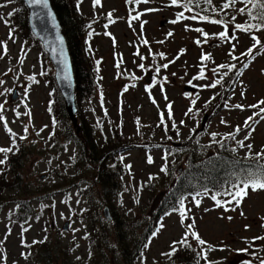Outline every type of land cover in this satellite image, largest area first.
Segmentation results:
<instances>
[{
  "label": "rangeland",
  "instance_id": "374dc122",
  "mask_svg": "<svg viewBox=\"0 0 264 264\" xmlns=\"http://www.w3.org/2000/svg\"><path fill=\"white\" fill-rule=\"evenodd\" d=\"M18 1L0 0V5H6L0 7V15L8 21L6 25L4 20H0V42H6L8 49L5 54L0 45V56L3 57L0 59V80L4 81L0 85V92L12 90L0 96V103L6 101L3 115L9 127L17 134L16 143L22 142L23 153L13 170L10 169L11 165L6 168L0 165L3 169L0 176L4 175L9 182L21 178L25 193L14 189L16 185L12 188L7 186L5 192L0 193L3 198L0 200V257H4L0 259V264H43L40 262L42 257H50L55 253L61 256L57 264H122L118 248L125 244L128 247L130 243L139 248L140 245H148L147 248H140L139 257L135 256L131 264H141V253L143 264H164L168 258L161 254L169 252L172 242L180 240L185 232L179 212H170V215L160 218L155 226H164L155 237L151 236L146 243L144 240L141 242L140 238L147 226H153L162 212L159 210L161 202L177 176L183 173L185 159L182 151L179 152L182 147L176 148L174 145H183V142L192 140L202 147L211 148L216 144L211 134L216 133V140L229 142V147L225 146V149L228 148L237 160H243L248 153V149L240 148L235 140L225 138L258 111L247 106L264 99V54L256 55L240 77L233 71L234 87L226 92L223 109L211 118L206 113L205 104L221 93L219 86L222 84L216 88L203 87L219 79L225 71L219 69L214 75L211 70L217 65H239L241 61L247 60L240 54L253 44L249 34L237 31V39L231 42L221 41L213 35L224 31L226 24L231 36L234 24H243L246 15L236 11L244 7L243 4L238 0L235 8L208 15L225 22L214 25L191 19L171 23L181 11H184L185 17L196 13L207 15L201 10L208 7L203 0L193 11L184 10V0L175 6H170L171 0H149L148 3L139 4H129L127 0H101L95 7L93 0H79V7L76 0L75 18L80 22L76 24L77 45L80 46L81 40L86 37V57L84 46H81L83 57L86 60L89 56L95 65V79L99 89L92 101L80 104L89 126L97 130L94 137H109L110 122L122 136L120 146L145 143L147 140L158 143L157 146L145 145L142 148L130 145L127 150L116 155L121 164L117 160L118 165L123 168L119 170L117 181L119 192L116 196H107L101 202L96 189H87L89 185H85L87 174L82 171L84 169L78 173L73 165L74 145L67 143L60 146L52 142L54 119L49 113V105L55 97L51 93L56 90L53 69L30 31L21 27L23 12ZM213 2L217 5L213 7L219 8L224 0ZM147 9L156 11L148 12ZM10 12L12 16H8ZM137 13L143 14L139 19L132 20L130 25L131 16ZM233 16L236 18L234 21ZM165 21L166 26H162ZM186 25L189 30H185ZM195 28H202L212 38L198 46L195 40L203 41L204 37L192 30ZM10 30L13 39H9ZM260 39L264 43V31ZM232 44L236 45L233 55L240 57L239 61L229 56ZM137 52L140 55H136ZM153 53H163L158 61L159 73L155 71L158 67L150 68ZM202 53L211 54V59L204 61L203 65L200 59ZM89 60L86 62L91 64ZM141 63L145 65L144 69L139 67ZM163 64H168V68L164 69ZM201 66L204 67L205 79H194ZM147 72L152 76L151 95L145 91ZM29 76H34L35 82L29 81ZM185 86L195 91L189 93L190 96L186 95L183 90ZM125 87L127 91H124ZM242 92L244 95H241ZM192 99H196L195 105L191 104ZM225 103L228 107H225ZM236 104L244 105L245 109L241 111L232 107ZM168 105L172 106L171 119L168 118ZM189 107L193 108V112L186 116ZM200 108V114L194 118L193 113ZM29 111L31 118L25 115ZM17 112L20 113L19 118ZM159 113L164 114L163 124ZM204 115L207 116L205 120L201 119ZM221 119L226 123H221ZM256 119L259 120V117ZM181 121L184 123L181 124ZM173 122L176 128L172 127ZM25 126L28 128L27 133L24 132ZM255 128L250 139L244 141L245 144H252L253 154L264 148V120L256 124ZM248 131L243 129L236 139L243 140ZM140 133L143 135L138 137ZM23 135H27L26 140L19 139ZM10 144V137L0 122V147L7 148ZM163 148H167V153H164ZM232 148H236V152H232ZM202 153L205 154V150ZM165 155L168 174L160 171L165 164ZM148 156L152 157L153 163L147 162ZM3 158V154H0V159ZM90 174L94 177L95 171ZM150 176L153 179L150 180ZM13 198L21 200L25 205L28 217L24 222L17 221L15 217L19 204ZM197 199L201 202L199 207L195 206L192 197L184 199L185 207L191 209L185 224L191 223L194 218L195 230L208 244L215 246L216 250L208 254L211 261L216 264H241L242 258L246 256L245 261L259 264L260 259H264V240H253L254 237H264V227H261L263 221L260 219L264 217V191L249 190L241 206L227 212L223 207L216 206L210 194L198 196ZM104 208L109 210L110 222L103 216ZM228 216L233 219L228 220ZM65 224L68 225L67 231H63ZM245 225L250 227L246 230ZM96 232L102 234V240L100 235H95ZM33 241L39 243L34 244ZM190 242L196 246L191 238ZM244 248L248 249L244 256L242 252L236 251Z\"/></svg>",
  "mask_w": 264,
  "mask_h": 264
},
{
  "label": "trees",
  "instance_id": "16d2710c",
  "mask_svg": "<svg viewBox=\"0 0 264 264\" xmlns=\"http://www.w3.org/2000/svg\"><path fill=\"white\" fill-rule=\"evenodd\" d=\"M54 12L57 16V19L61 25L63 36L65 38L68 52L71 58L73 77L75 83V102L77 109V120L78 126L80 128V133L76 135V130H74L68 121L63 101L57 92V90H53L51 95H55L54 99L52 98L49 108L50 115L54 119V136L52 142L54 145L59 144L60 146L70 143L73 144L74 150L73 156L74 161L73 165L78 173L82 171L87 174V180L85 185H89L87 187L91 188V190L96 189L98 194V199L101 202H104V199L113 195L116 196L119 192V186L117 184L118 177L120 176L119 170H123L118 158L116 159V155L128 149L131 145L137 146L136 148L145 147V145L157 146V142L151 141L145 143H132L125 146H120L119 142L122 139L121 134L118 132V129L112 124L108 123L111 135L107 138L97 139L94 137L97 132L96 128L89 126V123L84 114V110L82 108V103H86L92 101L96 91H98V87L96 85V79L94 74V68L91 66L89 62L83 57V52L86 57V37L81 40V45H77L76 40V24L79 22L78 18H75V9H76V0H49ZM21 7V11L23 12V17L21 18L22 28L25 31H29L27 27V11L22 3V0L18 1ZM213 6H217L213 2ZM244 6V4H243ZM250 7V5H249ZM75 8V9H74ZM207 15L213 16V13L209 11H205ZM248 16L246 15L244 22L248 20ZM20 23V24H21ZM80 23V22H79ZM78 23V24H79ZM80 28V24H79ZM86 28V26H85ZM261 32H256L255 34L260 38ZM29 35V33H28ZM37 43V42H36ZM39 44V43H37ZM83 52H82V47ZM43 55L45 56L44 52ZM46 57V56H45ZM89 60V59H88ZM85 62V63H84ZM245 61H241L239 65L236 63L237 69H240L242 63ZM87 64V65H85ZM236 71V70H233ZM234 77L231 78V75ZM228 78V79H227ZM235 83V73H229L227 77H224L222 80L220 87V94L215 97L214 100L210 104L207 105L206 113L211 118L217 111L221 109V106L224 103V98L226 92L231 90ZM218 87V88H219ZM232 87V88H231ZM56 98V101H55ZM54 105V107H53ZM80 106V107H79ZM201 118V117H199ZM140 133L138 137L142 136ZM193 137V136H192ZM191 137V139H192ZM154 139V138H153ZM104 140V142L102 141ZM224 147H221L219 144H213L211 148L202 147L198 144H195L192 140H188L183 142V145L176 146L182 147L179 152L182 151V156L185 159L183 165V173L178 175L175 183L173 184L171 190L167 193L163 201L159 206V210L162 212L157 216L153 226H147L144 230V234L140 238V241L146 243L147 240L152 236L153 231L157 229L158 224L161 217L166 215V213L172 211L173 208L178 207V201L181 198L192 197L196 192L203 193L205 188L211 190L210 195L217 191H224L227 187H229L230 183L235 182V177L233 173H239V171L245 167L249 166L250 162H245L243 160H237L236 156H234L228 148L225 149V146L229 147V142H223ZM18 151L14 154L8 155V161L6 165H1V167H5L7 165H11L10 169L13 170L15 167V163L18 164V161L21 159V155L23 153L22 142L17 144ZM206 146V145H204ZM174 150V149H173ZM205 150V154L202 151ZM164 153H167V148H163ZM170 154V152L168 151ZM116 159V160H115ZM118 160V162H117ZM261 163H264L261 161ZM121 165V164H120ZM22 168L21 166H19ZM81 169H84L81 171ZM91 171H95L94 177L90 174ZM93 180V181H92ZM20 179H13L9 182L4 175L0 176V193H4V189L8 186V188H12L13 186H17L14 189H19V192L25 193L24 187L20 183ZM1 198V196H0ZM217 198H227L224 196H218ZM1 198L0 200H2ZM13 200L17 201L19 204L15 217L17 221L24 222L28 217L27 210L25 209V205L21 200ZM116 237L118 236V231L115 226ZM100 235L102 240V234ZM115 237V236H114ZM139 242V241H138ZM125 244L122 248H118V253L120 258L122 259V264H131L134 257H139L140 248L144 245H140V248L135 244L130 243ZM135 249V252L133 250ZM58 257H61L57 253L52 254V256H44L40 259V262L43 264H57ZM40 264V263H39ZM99 264H101L99 262ZM164 264H197L195 253L189 249H181L171 260H167ZM200 264H204V261L201 260Z\"/></svg>",
  "mask_w": 264,
  "mask_h": 264
},
{
  "label": "snow or ice",
  "instance_id": "6c2138e0",
  "mask_svg": "<svg viewBox=\"0 0 264 264\" xmlns=\"http://www.w3.org/2000/svg\"><path fill=\"white\" fill-rule=\"evenodd\" d=\"M148 3L149 0H127V3L132 4H139V3ZM238 0H224V3H222V5L219 6V8L217 7H213V0H203V3L205 5H207L208 7L206 9H201L202 11H211L212 13H218L220 11H226L230 8H235L236 4H237ZM240 3L244 4V7H240L238 9H236V11L239 14L242 15H247L248 16V20L245 21V23L241 24V23H235L234 24V30L231 34V36H229L228 34V30H227V25L225 24L224 21L220 20V19H215L212 18L208 15H200L199 13H196L194 15H191L190 17H185L184 15V11L178 12L176 19L171 21V23H177L178 21H180L181 19H191V20H200V21H205V22H209L211 24L214 25H221V24H225V30L219 32L218 34H213L216 38L220 39L221 41L224 40H228L229 42H231V40H236L237 36H236V32H244L250 35V38L253 41V44L246 50V52L241 53L240 55L243 57H246L247 60L246 62L242 63V66L240 69H237V65L236 64H220L217 65L215 68H213L211 71L213 72V74H217L219 69H225V71L223 72L222 75H220L219 79H215L213 82L204 85L203 87L205 88H216L217 85H220L222 80L224 79V77H227L229 75L230 72H233V70H236V75L239 76L242 74L243 70L248 69L251 62L256 58V55H260V54H264V43H262L261 39L255 34L256 32H260V31H264V0H239ZM27 3L29 4V6H39L40 11L34 13V15H44L45 17H51V12L50 11H45L46 9H48V0H27ZM101 3V0H93V7H95L96 5H99ZM200 3V0H184L183 2V8L185 11H193V9L195 7H198ZM181 4V0H171V4L170 6H175V5H179ZM250 5V7H249ZM6 5H0V7H4ZM78 7H79V0H78ZM146 11L151 12V11H156V9H147ZM143 13H137V15L135 16H131V19L129 20V24L131 25V21L132 20H137L139 19V17L142 15ZM13 13H8V16H12ZM109 17H111V13H109ZM236 18L235 16L232 17V20L234 21ZM0 20H4L5 24H8L7 19L0 15ZM110 22H112L110 20ZM146 23V22H145ZM107 27V25L105 26ZM141 27H143V25H141ZM185 30H189L187 25H186V29ZM197 33H200L203 37L204 40L201 41V39H196L195 43L200 46L203 43H207L208 40L212 37L209 36V34L207 32H205L202 28H195L192 29ZM108 34V33H106ZM168 35H172V33H169ZM9 39H13L12 36V31L10 30L9 32ZM61 44L63 43V41L61 40L60 42ZM145 44H147L148 42L145 40L144 41ZM0 45L3 46L4 49V53L7 54V43L6 42H0ZM236 45L232 44V50L229 52V56L231 57L232 60L235 61H239L240 57L233 55V52L235 51ZM259 49V51H257ZM61 56H63V49L61 48L60 53ZM136 55H140L139 52L136 53ZM161 57H163V53L160 54ZM3 57L0 56V59H2ZM141 59H143V57H141ZM201 63L203 65L204 61H208L211 59V54L210 53H202L201 54ZM173 61H170V63H172ZM22 63V61H21ZM168 64H163L162 67L164 69L168 68ZM117 67H119V64H117ZM139 67L141 69H144L145 65L144 64H140ZM64 70H67V65L65 64L64 66ZM9 71H11V69H9ZM155 71L157 73H159L160 68H156ZM7 73H5L6 75ZM42 75L44 73H41ZM29 81H33L35 82V77L34 76H29L27 78ZM165 80L167 79L166 77L164 78ZM194 79L197 80H202L205 79V71H204V67L201 66L200 67V71L198 76L194 77ZM155 83V77H153V84ZM189 83H191V81H189ZM4 81L0 80V85H3ZM153 87L152 84L150 85H146L145 86V91L149 92V95H151V88ZM127 87H125L124 91H127ZM12 90L11 89H5L4 92H0V96L5 95L6 93H10ZM186 95H191V94H186ZM241 95H244V93L242 92ZM165 99H167V97L165 96ZM215 99V96H213L212 98H210L209 101L206 102L205 107H207L208 104H210L212 102V100ZM153 103H155V101H153ZM5 103H0V122L3 123V127L5 129V132L9 135L10 137V141L11 144L9 147L5 148V147H0V154H3V159H0V165H6L7 161H8V154L9 153H13L14 154V149L16 151H18V146L16 143L17 140V134L9 127L8 122L6 120V118L3 115V111L5 110ZM191 104L195 105L196 104V99H192L191 100ZM262 105H264V99H261L260 101H258L256 104H252V105H248V108L251 109H258V111L254 112L252 116H249L245 121L243 126H237L234 130V132L229 133L227 135V137L225 139H231V140H235L236 144L240 147V148H247L248 149V153L245 156V160L249 161V166L245 167L243 169H241L239 171V173H233V176L235 177V182L230 183L229 187H227L224 191H217L213 194H211V199L213 201H215V204L217 207H223L224 211H235L236 209H238L241 204L243 203V201L245 200L246 197H248L249 195V190H251V192H258V191H264V163H261V161H264V148L261 149L260 152H256V153H252V144L248 143L245 144V140L250 139V137L252 136V134L255 132L256 128L255 125L258 124L261 120H264V107H261ZM225 107H228L227 103H225ZM232 107L239 109L241 111H243L245 109V106L242 104H236L233 105ZM169 111H168V118L171 119L172 117V106L168 105ZM49 111H51V108H49ZM193 112V108L189 107L187 112L185 113V115L187 116L189 113ZM17 117L19 118L20 113L17 112L16 113ZM25 115H28L29 118H31V112H27L25 113ZM256 117H259V120L256 119ZM137 123H139V121H137ZM164 123V114H161V124ZM181 124L184 123V121L180 122ZM221 123H226V121H224L223 119H221ZM173 128H176V124L175 122H173L172 124ZM243 129H248L249 131L247 132V134L244 136L243 140H237L236 137L237 135L243 130ZM42 131V130H41ZM192 131H195L194 129ZM24 132L27 133L28 132V128L27 126L24 127ZM37 135H39V132L37 133ZM177 135H179V132H177ZM213 137V143L219 144L221 147H224V143L223 141H218L215 139L216 137V133H212L211 134ZM169 139H171V137H168ZM191 138V137H190ZM20 140H26L27 139V135H23V136H19ZM232 152H236V148H232L231 149ZM163 159L165 160V164L161 167L160 171L164 172L165 174H168V165H167V155H165L163 157ZM147 162L149 164L153 163V159L151 156H148L147 158ZM130 167V166H129ZM3 169L0 168V174H2ZM149 179H153V177H149ZM211 192V190L205 188L204 192H196L195 194L192 195V199L195 202V206L199 207L200 206V200L197 199L198 196L201 195H208ZM218 196H224V197H230V199H218ZM66 202V201H65ZM229 205H231V207H229ZM173 212H179V215L181 217V224L182 226L185 227V232L184 235L182 236V238L178 241H173L172 244L170 245V251L166 252V253H162L161 255L167 257L169 260H171L181 249H189L191 251H193L195 253L196 256V262L197 264H200L201 260L205 261V264H216L215 261H211L208 257L209 252L216 250L215 246L208 244L207 241H205L204 239L201 238V236L199 235V233L195 230V220L194 218H192V222L191 223H187L185 224V220H187L188 217V213L191 212L190 208H186L185 207V203H184V198H181L178 201V207L177 208H173L172 209ZM171 213H166V215H170ZM242 216L244 215V213L241 211L240 213ZM228 220H232L233 217L228 216L227 217ZM261 221H264V217H260ZM164 225L161 224L159 228H157L155 231H153L152 236L155 237L158 232L160 231V228H162ZM250 226L245 225V229L247 230ZM261 227H264V223L261 224ZM22 231H27V229H22ZM74 231H78V230H74ZM86 238V237H85ZM190 238L192 241H195V247L193 246V244L190 242ZM253 240H264V237H254ZM23 243V241H22ZM33 243H39L38 241H33ZM145 248L148 247L147 244L144 245ZM221 251L224 249H220ZM237 252H242V253H248V249L244 248V249H237ZM22 256H25L24 253L21 254ZM252 255H255V253H252ZM143 253H141V264H143ZM0 259H4V257H0ZM77 259H80L79 257H77ZM241 264H251V261H242ZM259 264H264V259H260Z\"/></svg>",
  "mask_w": 264,
  "mask_h": 264
},
{
  "label": "water",
  "instance_id": "95a60500",
  "mask_svg": "<svg viewBox=\"0 0 264 264\" xmlns=\"http://www.w3.org/2000/svg\"><path fill=\"white\" fill-rule=\"evenodd\" d=\"M22 1L27 10L28 29L32 37L42 45L44 53L48 56L54 68V81L64 103L66 116L73 129L76 130V134H78L80 129L76 119L75 87L72 66L61 25L49 0L48 9L45 11H50L52 14L51 17L34 15V13L40 11L39 6H29L27 0ZM164 25L165 23H162V26ZM61 40L63 41L62 44L60 43ZM61 48L63 49V56L59 54ZM65 64L67 65L66 71L64 70ZM184 90L187 92L192 91V89L188 87L184 88ZM13 100H15V98H13ZM103 216L107 222L110 221L107 208L104 209ZM67 229L68 225L65 224L63 226V231H67Z\"/></svg>",
  "mask_w": 264,
  "mask_h": 264
},
{
  "label": "flooded vegetation",
  "instance_id": "af4514ba",
  "mask_svg": "<svg viewBox=\"0 0 264 264\" xmlns=\"http://www.w3.org/2000/svg\"><path fill=\"white\" fill-rule=\"evenodd\" d=\"M263 223H264V221H263ZM241 254L244 256L245 253H241ZM246 258H247V257L244 256V257L242 258V261H245Z\"/></svg>",
  "mask_w": 264,
  "mask_h": 264
}]
</instances>
